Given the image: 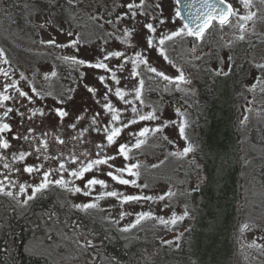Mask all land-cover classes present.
Returning a JSON list of instances; mask_svg holds the SVG:
<instances>
[{
  "label": "rangeland",
  "instance_id": "obj_1",
  "mask_svg": "<svg viewBox=\"0 0 264 264\" xmlns=\"http://www.w3.org/2000/svg\"><path fill=\"white\" fill-rule=\"evenodd\" d=\"M89 0H81L84 5ZM232 2L235 9L238 10L239 15H245L249 10L258 11V8L264 6L261 0H253V6L251 9H245L240 3V0H228ZM130 0H97V6L86 8L85 10V26H79L77 24L68 23L66 18L61 14L54 12L55 21L45 27H41L45 21L51 18V14L44 9H40L39 12L31 10V19L35 32H40L42 40L55 39L58 44L67 43L70 39H75L76 34H79L80 43L78 45L79 51L75 48H65L69 55H78L81 59L90 60L101 57L100 51L101 45L104 39H109V43L104 45L106 50H122L125 45H122L115 39H110L107 33L113 32V25L105 23L108 19H114L115 15L126 11L123 7H114V5L127 4ZM139 2V0H137ZM148 4L151 5L153 2L160 3L163 9V16L168 19V23L163 26L164 32H170L182 27L184 21L180 17H176L175 10L179 8L176 0H147ZM86 6V5H85ZM84 6V8H85ZM46 10V9H45ZM64 14V13H63ZM111 14V15H110ZM90 16H102V20L93 21ZM137 20L140 23L137 25L139 36L135 37L133 43H138L141 47H146L144 40L145 30L143 29V23L145 18L138 16ZM255 20V19H254ZM135 22L131 20H125L122 22L123 25L132 26ZM103 25V27H100ZM158 32L161 30V26L157 25ZM252 30H254L252 24ZM60 29H64L63 32ZM72 31L73 36H67V32ZM255 34L252 35L257 37L250 51L246 52L243 60L239 59L240 63L237 65H243L246 73H241L237 68L234 71V80L238 79L239 88L237 92V99L235 101V116L234 124L238 136V147H239V158H240V186H239V209L238 218L233 228V245L231 247V256L229 264H264V187L260 179L253 180L252 173L256 165L262 163V155L264 148L262 149L258 144L251 142L250 133L253 128L259 130L264 129V92L261 91V86L257 85L254 91H250V86L254 83V78L258 75L257 71L252 67V62L262 63L264 62V26L259 25L255 28ZM219 39L215 43L210 44V38L205 37V41L201 43L197 39L189 36H181L175 38L173 41L166 42V49L169 59L173 62L169 64L165 61L158 52V49L148 51L146 54L149 57V62L152 66L157 67L158 70L164 71L167 75H177V69L183 68L185 74L191 79V85L186 87L192 90L191 94H185L184 92L177 91V97H180V101L173 98L163 99L162 92L164 83L158 77L149 79L146 69L143 65L140 66L139 71L141 75L145 77V89H144V105L139 108L143 112H147L151 107H157L159 110L157 115L160 117L157 121H141L135 125H131L125 129L124 132L117 140V144L108 146L105 151L108 154H115L118 145L120 143H135V137L129 136L130 132H138L141 128L148 126L154 127L166 120L177 121L176 124H169L163 130V133H149L146 137V143L139 149L132 148L129 153V159L125 160L122 156H117L114 163L116 167H123L127 163H140V176L137 179V185L147 184L148 187H138L136 185H121L116 181H113L110 177H107L105 173L109 171L107 165L99 166V172L93 170L91 173H86L83 180H76L75 183L81 188L87 179H90L95 175L99 179H104L108 188L104 189L97 185L92 189L91 196H85L83 193H71L60 188L58 194L60 195L61 204L69 207H73L74 204L89 203L95 200V197L103 191L116 190L124 195H141V196H153L157 197L168 190L175 193L172 197H166L164 201L160 200H141V201H130L122 203L116 197H105L98 201L96 208L89 209L91 215L99 217L106 225L112 226L115 230L117 229L120 234L130 240L136 236L141 237L143 240L148 241L152 239H160L163 243L166 241H172L167 243L169 247L178 245L184 235V232L190 227L191 222L196 217V206L193 200L195 189H197L201 183L205 182V175L201 169L200 163L196 160L194 153L191 152L187 156H174L170 155L172 152L182 150L184 146L190 141L193 144V139L190 137V109L189 103L198 93L197 77H204V68L208 69V74H213L210 69L217 67L216 55L224 56L225 59L229 54V49L224 47L228 41H233L231 48V54L233 55L235 62H237L236 56L238 55L237 39L234 36L235 32L226 34L220 29ZM13 39L5 40L4 45L0 48L4 49L11 64L17 68L16 79H19L20 72H23L27 80H21V82L29 81L32 79L36 84H43V88L50 89V84H53L56 77H49L44 79L45 73H50L54 66L48 63L49 59L44 57L46 52L45 48L50 49L49 46L41 47L36 49L34 45H30L29 40L25 39L19 34H12ZM117 32V35H120ZM17 36V37H16ZM1 37V36H0ZM195 45V51L193 46ZM33 48H32V47ZM216 48V49H215ZM212 50L211 55L205 53ZM201 56L202 58L197 60L196 57ZM48 60V61H47ZM50 62V61H49ZM94 62V61H93ZM119 61L112 59L109 61V66L114 67ZM84 73H86L83 81L79 82L76 86V91L72 94L73 100L69 101L65 106L69 110L70 115L64 119L65 122H72L74 115L79 114L81 110V102L84 98L89 99V105L95 110L100 111L99 106L92 104L90 94L83 87V84H89L90 86L96 87L102 93L104 91L103 85L95 79L97 75H105L103 70H94L82 66ZM32 70H35L33 73ZM56 70V69H55ZM57 72V71H56ZM131 63L125 65L124 71L118 72L117 75L121 77V87L126 89H132L136 86L137 80L132 79L131 75ZM247 73H250L247 74ZM29 75V76H27ZM109 80V84H111ZM172 93L174 89L169 85ZM167 93V92H166ZM129 99L131 97H128ZM113 102L118 107H128L119 102L114 96L112 97ZM179 108L181 112H184L185 117H179L176 113V109ZM104 116L103 113H101ZM131 112L125 113V119L131 117ZM50 115L49 117H54ZM245 117L247 118L245 120ZM181 119L187 120V127L185 129L188 141L181 139L179 136L178 126ZM104 123L107 122V117L103 119ZM237 123V124H236ZM87 125V121L82 122L78 127ZM163 136H167L168 140H164ZM86 146L87 149L92 153L94 148V142L99 140L103 141V135L97 134L90 131L86 134ZM68 163V167H78V164H72L68 157L65 158ZM163 161V163H161ZM155 165V167H153ZM15 166H20L18 163ZM5 170L0 164V179L3 178ZM12 179L18 183L25 182V176L27 173H8ZM66 179H70L67 172L64 173ZM125 178L136 179L135 177L128 176L125 173ZM17 191L18 189H11ZM3 198V204L0 205L1 212L3 213L6 209L5 203H9L11 206H15L16 209H25L26 207H20L16 199L0 194ZM22 198V197H21ZM67 203V205H66ZM165 204L169 207L165 208ZM187 205V210L190 215L185 217L183 221L178 222L176 225H162L155 216H163L166 219L170 217L171 213L175 211L177 214H182ZM3 206V207H2ZM75 208V207H73ZM81 210V209H79ZM151 211L154 213L152 218H146L141 220L135 227L129 228L128 231H123L124 228L130 224H134L137 219V213ZM126 213L121 217V213ZM187 222L188 225H185ZM73 224L72 230L67 226H62L60 222H57L52 227L42 226L41 229L46 230V235L50 238L48 241L43 236H37L32 241L31 248L37 251H43L51 255L60 264H120L108 257L98 255L92 241V235L89 234L84 228L80 226V223ZM105 224H102L105 226ZM247 224L248 228H243V225ZM78 226V227H77ZM106 228V227H105ZM48 230V231H47ZM57 234V235H56ZM179 237V238H178ZM178 238V239H177ZM86 239L92 241L91 247L86 250L80 245L84 243ZM161 251V244L156 247L146 244L144 246V258L137 264H146L147 260L158 257V253ZM151 260V261H153Z\"/></svg>",
  "mask_w": 264,
  "mask_h": 264
},
{
  "label": "snow or ice",
  "instance_id": "obj_2",
  "mask_svg": "<svg viewBox=\"0 0 264 264\" xmlns=\"http://www.w3.org/2000/svg\"><path fill=\"white\" fill-rule=\"evenodd\" d=\"M55 3V0H51ZM69 6L79 7L81 0H67ZM181 0H176L179 4ZM240 3L245 9H251L253 6V0H240ZM264 4V0H261ZM226 5V6H225ZM25 7H29L25 4ZM114 7L126 8V11L115 15L114 19H108L105 23L113 25V32L107 33L110 39H115L119 41L122 45H125L122 50H111L108 51L104 47L109 43V39H104L101 45L100 51L102 53L101 57H97L95 61L81 59L76 55L62 56L63 62L71 64L73 68H78L80 66H86L91 69L103 70L105 75H97L96 80L99 81L104 87V91L101 93L96 87L90 86L89 84H83V87L90 94L92 104L99 106L100 111H95L89 105V99L84 98L81 102V110L79 114L74 115L72 123L68 124L67 127L73 130V135L70 137L71 141L82 144L87 142L86 134L90 131L97 134L103 135V141L94 144L96 149L95 156L88 150L85 149L83 152L77 153L76 151H70L68 154V160L72 164H78V167H68V163L64 158V153L59 152L56 156H51L48 154L50 139L55 140L57 144L64 145L66 141L61 138L60 135L42 131L37 133L36 128L29 126L24 130L23 126L25 120L31 122L34 117H45L51 112H54L60 120V126L63 127V121L66 117H69L70 112L65 107L69 101L73 100V93L76 88H68L66 94L56 97L57 104L59 106L54 108H49L46 111L44 106L34 107L29 105L36 104V98L40 100L45 99L46 96H51L52 93H43L38 90L34 84H31L30 92L34 93L35 96L30 95L29 91H25L20 86L21 80H27L23 72H20L19 79L10 80V74L14 75L15 72L11 68V61L8 59L4 49L0 48V63L8 65V68L0 67V76L5 78V83L0 84V164L5 172L2 174L3 178L0 179V194L8 197H13L16 199L17 204L20 207L29 206L30 202L36 200L38 196H42L46 190L51 186H59L60 188L75 193H83L85 196L92 195V189L99 185L104 189L108 188V184L104 179H99L93 175L90 179H87L84 187L81 188L75 183L76 180H83L86 173H91L93 170L99 172L101 165H107L110 169L105 173L107 177H110L113 181L118 182L121 185H136L138 187H148L147 184L137 185V179L140 176L139 168L140 163H127L123 167H116L114 163L117 156H122L125 160H128L129 153L132 148L139 149L142 145L146 143V137L149 133H163V130L169 126V124H176L177 121L166 120L154 127L145 126L141 128L138 132H130L129 136L135 137V143H120L115 154H107L105 149L110 146L117 144L118 138L124 132L125 129L129 128L131 125H135L141 121H157L160 117L157 115L158 108L151 107L149 111L143 112L141 108L137 106H143L144 101V89H145V77L141 75L139 71L140 66L143 65L146 72L150 74L149 79L154 77L160 78L161 81L165 82L163 91H170L169 85L172 89L176 91L184 92L185 94H191L192 90L186 86L191 85V79L185 74L184 69L178 68L177 75H167L164 71H160L157 67H154L149 62V57L146 54L148 51L153 49H158L159 55L169 64L173 62L169 59L167 49L165 47L166 42L173 41L177 37L189 36L195 37L198 41L203 43L205 41V34L213 28V22H218L216 27L223 30L225 27H234L237 32L234 36L237 40L243 41L245 39V32L247 29V24L249 21H254L257 17L256 11L249 10L245 15H239L238 10L234 8L231 3H227V0H200V6L192 11L193 3H189L186 7L189 9V18L185 19L181 15L180 8H176L175 16L180 17L184 20L182 27L170 32H164L163 26L169 21L163 16V9L160 3L153 2L151 5L148 4L147 0H130L127 4L114 5ZM34 11L39 12L40 9L34 6ZM111 15V14H110ZM141 16L145 18V23H143V29L145 30L144 40L146 47H141L138 43H133L135 37L139 36V31L137 25L140 23L137 17ZM235 17V22L233 23L232 18ZM91 20H102V16H90ZM125 20H131L135 23L132 26L122 25ZM55 14H52L51 18L45 21L41 27H45L50 23H54ZM195 23V27L191 24ZM157 25L161 26V30L158 32ZM103 27V25H100ZM61 32L64 29H60ZM120 32V35H117ZM67 36L72 37L74 34L72 31H68ZM42 44H48L55 46L60 49L65 48H75L79 51L78 45L80 43L79 34H76L75 39H70L67 43L58 44L55 39H49L47 41L41 40ZM233 41H228L224 47L229 49V54L226 59L224 56L216 55L217 67L210 69L214 76L217 77H229L238 68L241 73H246L247 70L244 69L243 65H237L233 55L231 54V48ZM193 51H195V45L193 46ZM206 55H211L212 50L209 49ZM201 56H197L196 59H201ZM116 59L119 62L114 66H109V61ZM131 63V77L137 80V84L132 89H126L121 87V77L117 75L118 72H123L125 65ZM252 67L257 71L258 75L254 78V83L250 86L249 90L254 91L257 85L261 86V91L264 92V62L255 63L252 62ZM250 75V73H247ZM86 73L80 72V80L83 81ZM57 72L55 68L50 73L44 74V79L47 80L49 77H56ZM111 80V84H109ZM9 90H14L15 94H10ZM115 97L119 102L128 107H118L116 103L113 102L112 97ZM128 97H131L130 99ZM12 101V106H8L6 102ZM25 101L27 103H25ZM21 108L24 110L21 111ZM131 112V117L125 119L124 114ZM19 117V124L17 130H13V124L11 123L13 116ZM104 114V116L101 115ZM176 113L179 117H185V113L181 112L179 108L176 109ZM107 117V122H102L103 119ZM7 118V120L5 119ZM247 118L245 117V120ZM87 121V125L83 127H78L82 122ZM187 127V120L181 119L179 121L178 131L181 139L188 141L185 129ZM10 134V138H9ZM164 140H168L167 136H163ZM12 140L23 141L24 143L18 144L16 151L5 152L4 150H10L12 148ZM195 151V145L190 141L183 147L182 150L170 153L174 156H187L189 153ZM35 156L37 160L40 161H58V167H46L43 162L30 164L27 163L29 157ZM20 166H15L16 164ZM163 163V161H161ZM155 167V165H153ZM20 173L24 172L29 175L38 174L40 175V180L38 183L29 184L28 182L18 183L16 180L12 179L8 173ZM67 172L70 179H66L64 173ZM125 173L130 177H135L136 179L125 178ZM58 178H53V176ZM11 189H18L17 191H12ZM175 193L171 190L157 196H141V195H124L116 190L103 191L100 192L95 200L89 203L74 204L73 207L88 211L89 209L96 208L98 206V201L104 199L105 197H116L122 203H127L130 201H147V200H160L164 201L166 197H172ZM22 197V198H21ZM169 205L165 204V208ZM121 217L126 215V213H121ZM137 219L134 224L128 225L123 231H128L129 228L135 227L139 224L141 220L146 218H152L154 213L151 211L137 213ZM190 215L187 210V205H185L182 214H177L173 211L169 218L163 216H155V219L159 221L160 224L176 225L178 222L184 220L185 217ZM78 227V226H77ZM247 224L243 225V228H248ZM179 238V237H178ZM177 238V239H178ZM166 243H172V241H166ZM92 241L86 239L82 245H80L85 250L91 247ZM264 247V246H262Z\"/></svg>",
  "mask_w": 264,
  "mask_h": 264
},
{
  "label": "trees",
  "instance_id": "obj_3",
  "mask_svg": "<svg viewBox=\"0 0 264 264\" xmlns=\"http://www.w3.org/2000/svg\"><path fill=\"white\" fill-rule=\"evenodd\" d=\"M25 4L29 7L26 8ZM34 6L51 15L56 11L63 12L70 18L74 16L70 11L81 8L80 5L77 8L65 5L64 2L52 3L51 0H0V36L14 33L25 37L30 28L34 27L29 21ZM84 6L85 10H93L97 0H89ZM214 30L208 33L210 38ZM237 51L236 63H240L239 59L243 60L246 49L240 47ZM203 75L196 78L198 93L189 103L190 137L195 145L193 153L205 175V182L192 193L196 217L188 223L190 227L184 232L181 242L169 247L160 239L145 241L136 236L128 240L99 217L84 210L64 207L62 210L69 216L67 228L72 230L71 223H80L94 237L97 254L105 252L121 264H136L143 260L146 244L154 247L161 244L156 260H147L146 264H229L233 228L240 204V158L234 124L239 81L234 80V73L229 77H217L208 74L207 68H204ZM176 92H162V98L171 97L180 101ZM250 138L251 142L264 148V129L253 128ZM262 156L263 161L254 167L252 177L254 181L260 179L264 187V153ZM52 194L48 193L32 201L29 210L23 214L15 206L5 203L6 210L0 213V264H60L48 253L31 248L37 236H43L46 241L50 239L46 230L41 229V221H48V218L51 220L54 207H60ZM2 204L3 198L0 197ZM188 224L186 222L185 225Z\"/></svg>",
  "mask_w": 264,
  "mask_h": 264
},
{
  "label": "flooded vegetation",
  "instance_id": "obj_4",
  "mask_svg": "<svg viewBox=\"0 0 264 264\" xmlns=\"http://www.w3.org/2000/svg\"><path fill=\"white\" fill-rule=\"evenodd\" d=\"M63 2L65 3V5H68L67 0H55L56 4H61ZM229 3L232 4V2H230V1H229ZM80 7L81 8H79L77 11H72V12L70 11V13L74 14V16H72L71 18L67 17L65 14H63V12H59V11L58 12L56 11V12L61 13L66 18L68 23L72 22V24L85 26L86 14H85V10H84V5L81 3ZM235 19H236L235 17L232 18L233 23L235 22ZM217 23L218 22H215L213 24L212 29L218 30L217 37L219 38L220 29L216 27ZM252 24H253L254 30H252V28H251ZM259 25L264 26V6H261L258 8L257 17L255 18V20L248 22V24L246 26L248 30L245 32V39L243 41L236 40L237 44L239 45L238 48L244 47L246 49V52L247 51L249 52L250 49L253 47V44L260 45V44H256L255 41L257 40V37L254 36V35H256L255 34L256 33L255 28H256V26H259ZM34 29H35V27L30 28L29 32H27L25 34L24 38L28 39L30 42L29 44L34 45L36 47V49H38V48L40 49L41 47H47V46L50 47L49 50L45 48L44 52H46V55H44V57H47L50 61L49 62L47 60L48 63L49 64L51 63L54 66V68L56 69L58 79L54 80L53 84H50L51 85L50 89L43 88L42 87L43 84H36V82L33 81L32 79H30L29 81H25V82L20 81V86L25 91H29L30 95H33V96H35V94L30 92L31 84H34L37 87V89L42 91L43 93L51 92L52 93L51 96H46L45 99H43V100L36 98V104L35 105H29V106H34V107L44 106L46 108V111H47V109H49V108H54V107L59 106L57 104L56 97H59L61 95L66 94V90L68 88H73V87L76 88V86L79 82L80 72H84V68L82 66H80L78 68H73V66L71 64L65 63L61 59H59L60 57L68 56L69 54L66 52L65 49H60V48H57L55 46L48 45L46 43L42 44L40 42L42 40V38L40 36V32L37 33L34 31ZM212 29L210 31H212ZM222 31L225 32L226 34H228L230 32L236 33L237 29L234 27H225ZM251 33H253L254 35H252ZM19 35H21V34H19ZM206 36H208V35H206ZM209 36H210V34H209ZM11 39H13V36H11V34H2V37H0V46L4 45L5 40H11ZM90 60L95 61V59H90ZM0 67L8 68L9 66L0 63ZM11 68L14 70L15 74L14 75L10 74V80H17L16 79L17 68L14 67L12 64H11ZM94 70H96V69H94ZM32 72L34 73L35 70H32ZM27 76H29V75H27ZM5 82H6L5 78L3 76H0V84H3ZM0 90H2V89H0ZM9 92H10V94H15L14 90H9ZM25 103H27V102L25 101ZM6 104L8 106H12V101H8V102H6ZM23 110L24 109L21 108V111H23ZM50 115H55V116L49 117ZM12 116H13V119H12L11 123L13 124V130L16 131L17 126L19 124V117L15 116V113H13ZM5 119L7 120V118H5ZM70 123H72V122L63 121V127H61L59 118L56 116V114L54 112H51L48 115H46L45 117H39V116L34 117L31 122L25 120L23 129H21V130H24L29 126H32V127L36 128L37 133L45 131V132L53 133L56 135H60L61 138H63L66 141V143L64 145H59L56 143L55 140H52V138L50 136L49 137L50 145H49L48 154L51 156H56L59 154V152H63L65 154L64 158H66V157H68V154L70 153V151H76L77 153H80V152H83L85 149H87L86 143L78 144V143L71 141L70 137L74 133H73L72 129L67 127V125ZM9 138H10V134H9ZM97 142H99V140L95 141L94 144ZM22 143H24V142L23 141L18 142V141L12 140V148L10 150H4V151L9 152V153L11 151H16L18 144H22ZM95 151H96V149L94 147L92 150V152L94 153L93 157L95 156ZM40 162H43L46 167H52V168L58 167V161H56V160L40 161V160H37L35 156L29 157L27 160V163H30V164L40 163ZM40 178H41L40 175L35 174V173L32 175L26 174L25 181L28 182L29 184H34V183H38ZM53 178H58V177H56L54 174ZM59 190H60L59 186L53 185L48 190H46L44 192V194L42 195V196H46L48 193H53L51 196H54V199H56V201L59 203V206H60L59 208L54 207L55 210H53V215L51 217V220L49 218H48V221L45 219H42V221H41V223H43L42 226L45 225V227H52V226H56L55 224L57 222H60L62 226L68 227V219H69L68 217L69 216L66 213V211H64L62 209L64 207L68 208L69 206L67 205V203H66L67 206L61 204V202L59 200L60 195L58 194ZM38 197H41V196H38ZM31 203L32 202H30L29 206H27L24 210L18 208L17 209L18 212L20 214L27 212L31 206ZM47 217H50V216L47 215ZM35 225H37V224H35ZM91 239L93 241L94 237L92 236ZM101 256L108 257L109 259L117 262V260L113 256L111 257L105 252H103L101 254Z\"/></svg>",
  "mask_w": 264,
  "mask_h": 264
},
{
  "label": "water",
  "instance_id": "obj_5",
  "mask_svg": "<svg viewBox=\"0 0 264 264\" xmlns=\"http://www.w3.org/2000/svg\"><path fill=\"white\" fill-rule=\"evenodd\" d=\"M189 3H193L192 11L195 12V9L200 6V0H181V2L179 3V8L181 10V15L185 19H190L189 18V9L186 7V5ZM191 26L195 27V23H192Z\"/></svg>",
  "mask_w": 264,
  "mask_h": 264
},
{
  "label": "bare ground",
  "instance_id": "obj_6",
  "mask_svg": "<svg viewBox=\"0 0 264 264\" xmlns=\"http://www.w3.org/2000/svg\"><path fill=\"white\" fill-rule=\"evenodd\" d=\"M49 4V3H48ZM237 124V123H236ZM33 207V206H32ZM91 210V209H90ZM46 215V214H45ZM57 235V234H56ZM138 239V238H137ZM100 254V253H99Z\"/></svg>",
  "mask_w": 264,
  "mask_h": 264
}]
</instances>
